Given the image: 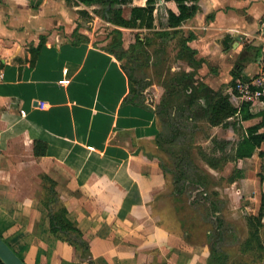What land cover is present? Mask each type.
Here are the masks:
<instances>
[{
	"label": "crops",
	"instance_id": "obj_1",
	"mask_svg": "<svg viewBox=\"0 0 264 264\" xmlns=\"http://www.w3.org/2000/svg\"><path fill=\"white\" fill-rule=\"evenodd\" d=\"M162 1L178 11L175 0ZM186 4L198 7L180 27L185 36L194 35L189 46L203 61L196 79L234 96L235 73L241 79L257 74L259 57L253 59L246 46L264 44V0ZM85 8L75 0H0V233L26 264H89L51 234L41 203L43 173L56 181L95 264H207L209 246L188 243L163 192L166 174L151 151L156 113L146 103H123L128 77L82 31ZM76 29L89 41L74 44ZM42 38L45 45L32 64L30 49ZM64 80L69 82L61 84ZM263 109L261 102L251 111ZM214 129L219 139L240 140L231 128ZM35 139L49 143L48 157L34 155ZM259 151L264 144L252 158L234 163L242 178L233 187L245 201L264 174Z\"/></svg>",
	"mask_w": 264,
	"mask_h": 264
},
{
	"label": "trees",
	"instance_id": "obj_2",
	"mask_svg": "<svg viewBox=\"0 0 264 264\" xmlns=\"http://www.w3.org/2000/svg\"><path fill=\"white\" fill-rule=\"evenodd\" d=\"M133 1L75 0L76 3L85 6L104 7L103 11L99 12L97 10L95 12L115 27L112 31L111 42L104 51L117 59L129 82V93L124 98L123 103L143 106L145 105L143 92L152 83L145 76L139 78L136 72L137 68L142 67V56L146 53V48L150 44V41L146 38L141 39L137 37L136 42L129 49H125L122 29H135L137 27L152 29L155 24V4L157 0H147L144 6H133ZM175 1L178 11L171 10L169 12V30L156 32L159 37H167L171 33L173 35L180 34L182 24L194 17L198 11L197 5L188 6L186 0ZM80 15L87 17L90 15V12L88 10H81ZM193 38L194 35L185 36L182 32V36L178 42L179 51L177 53V59L187 61L193 68V71L171 70L165 77L161 74L162 80L160 84L166 92L163 96V101L159 104V112L161 114L174 115L175 111L180 116L186 115L188 121L194 122V127L199 122L196 114L202 115L203 122L207 123L211 128H232L236 133L240 132V140L229 148L231 145L229 140L213 137L212 142L215 146L211 151L206 150L203 146H196V153L198 158L204 163L203 167H200L195 162L193 156L195 148L191 147L188 149L182 148V155L184 154V156L178 159L183 164L177 165L173 170L167 169L162 163L161 167L165 174L168 172L173 174L174 188L171 196L176 214L184 229L185 239L188 243H206L209 246L210 255L207 264H228L230 253L220 251L217 245L225 241V233L228 234V231L231 232V230L229 228V230H225V220L221 214L224 210L221 194L217 190H210L212 186L219 185V181L208 169L221 171L228 163H238L240 160L254 156L255 152L264 144V109L253 113L250 109V102H243L237 107L232 102L231 96L226 93L225 88L214 90L207 84L198 81L196 79L197 70L202 66L203 61L196 59L197 51L189 46ZM88 41V37L81 34L79 29L74 31L72 41L74 44L79 45ZM44 45L45 38H42L38 47L30 49L32 64L36 62ZM246 51L254 55L253 59H255L259 57L261 47L249 44L246 46ZM138 62L140 64H137ZM238 77H241V73L234 74L231 85L235 84V80ZM243 79L246 80L248 78L244 77ZM175 94L182 95V99L176 98ZM261 100L264 102V96H262ZM256 118H260L258 123L246 128L243 127V121ZM171 134V136H168V140L173 142L178 137L183 136V130L176 129L173 126ZM161 139H163V135L162 132H159L156 142L157 145L163 146ZM49 149L50 145L47 141L42 139L34 140V155L36 157H48ZM259 157L264 159V151H259ZM241 178V170L236 168L226 181L233 184ZM260 178L264 181V174H261ZM42 180L46 186L41 203L48 212L51 234L62 242L75 247L80 257L89 264H95L90 244L85 239L84 233L78 227V224L69 217L68 208L62 202L56 190V181L48 175H44ZM190 184L197 187V190L202 194V200H189L188 205L189 207L196 205L203 206L206 209L203 219L183 217L181 215L182 202L186 201L182 196L185 195ZM186 202L188 203V201ZM214 219L217 221L216 226L212 224ZM246 224L247 235L243 240L239 241L238 251L247 259L235 264H264V195L262 196L258 213L246 215ZM196 229H204V235L200 233L199 236V233L195 232ZM193 230L195 231L193 232ZM0 235L3 237L1 233ZM231 236L233 237L234 235L231 234ZM203 237L204 239H202ZM7 243L9 244V242ZM20 257L23 259L22 256ZM0 264L4 263L0 260Z\"/></svg>",
	"mask_w": 264,
	"mask_h": 264
},
{
	"label": "rangeland",
	"instance_id": "obj_3",
	"mask_svg": "<svg viewBox=\"0 0 264 264\" xmlns=\"http://www.w3.org/2000/svg\"><path fill=\"white\" fill-rule=\"evenodd\" d=\"M147 0H134L133 6H144L146 5ZM155 25L152 29L146 28H135V29H122L123 31V43L124 48L129 49L132 44L136 42L137 37L141 39H147L150 41V44L147 46L146 53L142 56V67L137 68V76L139 78L147 77L149 82L152 83L149 85L143 92L144 101L149 107L155 111L157 118V127L158 133L162 132L163 146L157 145V135L154 136V147L151 148L152 157L155 158L160 164H164L167 169L173 170L177 167V165L183 164L180 162L178 158L182 155V148H195L196 146H203L206 150L211 151L215 146L212 142L213 137L218 138L216 135L217 130L215 127L211 128L207 125V123L203 122V116L196 114L197 123L196 127L193 126L192 121H188L186 115L180 116L179 113L174 111V115L160 113L159 112V104L163 101V96L165 94L164 88L161 86L160 81L161 74L165 77L169 71H179V70H187L189 65L185 60L177 59V53L179 51V38L182 36L184 31L180 29L181 33L178 35H171L167 37H159L156 32H160L162 30H169V8L162 0H157L155 4ZM85 10L90 12V15L87 17H82L83 22V30L84 32H88L91 36V40L93 44L106 50L111 42L112 31L115 28L112 24L106 21L100 14L95 11L99 10V12L104 10L102 6H86ZM137 64H140L138 62ZM135 65V64H133ZM135 69V68H134ZM251 69V68H250ZM196 77L200 78V74H197ZM68 80H64L60 82L61 84L68 83ZM227 92V91H226ZM233 93V92H232ZM230 94V93H229ZM234 104H241V102L230 94ZM176 98L182 99V95L175 94ZM259 106L255 109L257 110ZM195 116V118H196ZM243 125V124H242ZM183 130V136L178 137L175 141L168 140V136H171L172 127ZM180 127V128H179ZM244 127V126H243ZM223 128V127H222ZM232 129V128H231ZM174 133V132H173ZM238 139L240 138V132L236 133ZM221 140H225L221 138ZM237 141V140H235ZM231 145L229 148L236 144L234 140H230ZM136 146L143 147L136 142ZM193 156L195 158V162L203 167L204 163L198 158L196 153V148L193 150ZM185 163V162H184ZM229 164V163H228ZM227 164V165H228ZM226 167L221 171H217L214 174L219 181V185L212 186L210 188L211 191L217 190L221 194V199H223V212L222 218L225 220V230L228 228L231 232L228 231V234L225 233V241L220 242L217 246L220 248V251L230 253V259L228 264H235L239 261H244L247 258L240 254L239 249V241L243 240L247 235V224H246V215L249 214H257L261 198L264 195V182H260V177L258 175V181L253 185V189L251 190V199L250 201H245L240 198L237 194V190L233 187V184H230L226 181L229 176L232 175L233 171L237 168V165ZM256 166V165H255ZM209 170V169H208ZM254 171H258L256 169ZM213 174V173H212ZM256 174V173H255ZM43 173L41 174V179L43 177ZM167 183L163 192L168 196V199L173 204L171 193L174 188L173 183V174L168 172L166 174ZM236 183V182H235ZM46 184L42 180V197L44 195V188ZM232 188L233 195H229L228 193L231 191H227ZM228 192V193H227ZM249 195V194H248ZM247 195V196H248ZM184 203L182 202V216L184 217H194L201 218L205 217L206 209L201 205H196L193 207H189V200L199 201L202 200V194L197 190V187L190 184L185 195L182 196ZM257 198V199H256ZM186 202V203H185ZM175 209V208H174ZM255 211V212H254ZM216 220H213V226H216ZM211 225V224H210ZM208 226V225H207ZM212 227V225H211ZM228 229V230H229ZM195 230H193L194 232ZM192 232V233H193ZM197 233L204 235V229H196ZM234 235L233 237L231 236ZM204 239V237L202 238ZM215 239V238H214Z\"/></svg>",
	"mask_w": 264,
	"mask_h": 264
},
{
	"label": "built area",
	"instance_id": "obj_4",
	"mask_svg": "<svg viewBox=\"0 0 264 264\" xmlns=\"http://www.w3.org/2000/svg\"><path fill=\"white\" fill-rule=\"evenodd\" d=\"M261 55L256 60L257 74L250 79L238 78L232 88L234 96L241 102H250L252 109L256 103L263 102L264 96V44L261 47ZM239 107V104H234Z\"/></svg>",
	"mask_w": 264,
	"mask_h": 264
},
{
	"label": "water",
	"instance_id": "obj_5",
	"mask_svg": "<svg viewBox=\"0 0 264 264\" xmlns=\"http://www.w3.org/2000/svg\"><path fill=\"white\" fill-rule=\"evenodd\" d=\"M0 260L4 264H26V262L13 250V248L4 240L1 235Z\"/></svg>",
	"mask_w": 264,
	"mask_h": 264
}]
</instances>
